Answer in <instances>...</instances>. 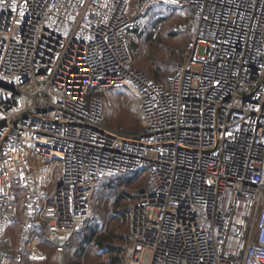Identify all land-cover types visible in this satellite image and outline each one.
<instances>
[{
	"label": "built area",
	"instance_id": "obj_1",
	"mask_svg": "<svg viewBox=\"0 0 264 264\" xmlns=\"http://www.w3.org/2000/svg\"><path fill=\"white\" fill-rule=\"evenodd\" d=\"M155 5L188 14L166 83L133 65L129 0H0V247L14 226L24 249L65 235L69 250L95 189L139 178L120 216L129 264H264V0H139L138 12ZM112 93L137 100L140 132L104 125Z\"/></svg>",
	"mask_w": 264,
	"mask_h": 264
},
{
	"label": "rangeland",
	"instance_id": "obj_2",
	"mask_svg": "<svg viewBox=\"0 0 264 264\" xmlns=\"http://www.w3.org/2000/svg\"><path fill=\"white\" fill-rule=\"evenodd\" d=\"M138 1L129 0L130 12L139 36V42L134 46L133 65L153 81L166 83L180 61L171 51L181 49L185 44L184 24L188 14L164 5L150 6L139 14ZM154 24L161 27V34L156 42L151 41L150 36V29ZM103 117L104 125L114 131L133 135L142 130L136 99L128 101L117 93L110 94L104 101ZM41 167L46 172L45 187L52 188L50 180L55 181L59 177L58 160L44 162ZM138 179L136 182L133 179L127 181L125 188L120 191H110L104 186L95 189L91 220L85 231L72 240L69 250H57L64 244L67 238L65 235L38 237L31 249H24L17 244V228L12 226L9 232L10 243L0 247V253L22 252L25 257L23 264H129V231L125 220L120 216L133 204L135 190L145 184L144 179ZM16 208L20 218L22 195L17 199ZM89 231H95V234L86 243ZM92 241L95 246L85 253Z\"/></svg>",
	"mask_w": 264,
	"mask_h": 264
},
{
	"label": "trees",
	"instance_id": "obj_3",
	"mask_svg": "<svg viewBox=\"0 0 264 264\" xmlns=\"http://www.w3.org/2000/svg\"><path fill=\"white\" fill-rule=\"evenodd\" d=\"M135 30V32L137 33V31H136V28L134 29ZM19 196H21V194L20 193H18V198H19ZM90 233L88 234V236L86 237V239H85V242L86 243H88L92 238H93V236H94V234H95V231H89ZM3 254V253H2ZM4 254H6V253H4Z\"/></svg>",
	"mask_w": 264,
	"mask_h": 264
}]
</instances>
